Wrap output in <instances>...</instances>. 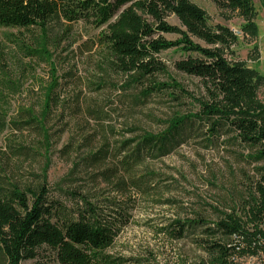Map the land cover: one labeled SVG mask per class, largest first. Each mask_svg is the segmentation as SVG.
Instances as JSON below:
<instances>
[{
	"label": "rangeland",
	"instance_id": "rangeland-1",
	"mask_svg": "<svg viewBox=\"0 0 264 264\" xmlns=\"http://www.w3.org/2000/svg\"><path fill=\"white\" fill-rule=\"evenodd\" d=\"M190 2L205 12L210 27H226L236 37L237 42L226 53V60L243 63L264 77V2L252 0L256 36L243 33V21L237 14L218 9L211 0ZM140 16L146 24L156 25L149 15ZM162 21L181 29L171 13ZM45 30L55 70L53 77L50 66L28 56L29 51L36 49L40 29H0V81L2 84L10 81L16 86L14 93L0 87V95L7 103L8 119L12 120L19 108L39 112L42 102L39 84L47 85L57 77L60 85L53 93L52 117L46 124L52 135L49 154L44 156L38 151L39 137L30 132H15L8 126L0 135V187L8 189L15 184L21 189L32 188L46 170L47 186L53 199L75 207V201L58 196L57 189H63L87 197L106 218L121 213L123 221L106 254L124 259L127 264L203 262L206 255L199 243L204 239L201 229L180 240L160 230L168 226L174 228L175 221L198 218L205 223H215L218 212H227L236 203L241 206L249 179L253 177L247 160L240 158L246 155L241 149L223 146L222 139L207 142L206 129L199 121H194L180 132L181 139L168 154L156 156L153 153L135 168L136 177L152 180V188L146 194L129 189L122 191L117 188L116 180L110 183L96 180L97 171L80 163L82 155L89 151L106 146L117 148L122 142L144 134L159 135L174 117L200 112L199 103L205 101L201 83L173 68V63L181 57L180 52L168 50L156 57L167 68L169 78L158 75L154 82L170 87L143 99L141 87L125 88L127 76L109 62L112 59L99 45L98 37L103 28L96 29L84 22L68 24L54 20L46 24ZM158 37L167 41L179 39L169 34H157L152 39ZM173 84L178 88L172 87ZM257 96L264 104V85ZM65 146L71 151L68 156L61 154ZM18 147L26 149L13 156L12 151ZM115 165L111 160L103 168ZM73 167L75 171L70 175ZM118 176L125 175L119 172ZM23 264L56 263L52 255L42 249L37 258Z\"/></svg>",
	"mask_w": 264,
	"mask_h": 264
},
{
	"label": "trees",
	"instance_id": "trees-1",
	"mask_svg": "<svg viewBox=\"0 0 264 264\" xmlns=\"http://www.w3.org/2000/svg\"><path fill=\"white\" fill-rule=\"evenodd\" d=\"M211 1L218 9L237 14L243 21V33L257 35L252 0ZM170 13L176 16L181 29L162 21ZM140 14L149 15L156 25L146 24ZM54 20L103 28L99 45L115 61L109 62L127 76L125 88L141 87L143 99L170 87L154 82V78L158 75L169 78L167 68L156 57L173 49L181 55L173 63L174 70L199 80L205 92L198 114L174 117L159 135L144 134L122 142L117 148L106 146L89 151L79 157L80 163L97 171L96 180L105 183L116 180L122 191L146 194L152 188V180L136 177L135 168L153 153L168 154L181 139L180 132L199 121L206 129L207 142L222 139L223 146L239 148L246 154L240 158L247 160L253 177L241 206L236 203L227 212H216L219 218L215 223H205L202 218L175 221L174 228L168 226L160 232L180 240L201 229L204 239L199 243L206 259L200 264H236L237 256L264 252V104L257 96L264 77L243 63L226 60V53L237 42L233 33L223 26L210 27L205 12L190 0H0V29H40L36 49L29 51L28 56L50 66L52 77L55 70L45 26ZM157 34L177 35L179 39H152ZM59 86L57 77L47 85L39 84L42 99L39 112L19 108L12 120L5 111L6 100L0 95V135L8 126L15 132H30L39 137L38 151L44 156L49 154L52 135L46 124L52 117L53 93ZM171 86L178 88L175 84ZM0 87L16 92L10 81L1 82ZM25 149L18 147L12 154L19 155ZM70 152L65 146L61 154L68 156ZM111 160L116 165L103 168ZM74 171L75 167L69 174ZM119 172L125 176H118ZM45 173L43 170L32 188L21 189L15 184L8 189L0 187V264L32 261L42 249L52 255L56 264H127L126 260L105 253L123 221L121 213L106 218L87 197L57 189L58 196L76 202L75 207H67L50 196Z\"/></svg>",
	"mask_w": 264,
	"mask_h": 264
},
{
	"label": "built area",
	"instance_id": "built-area-1",
	"mask_svg": "<svg viewBox=\"0 0 264 264\" xmlns=\"http://www.w3.org/2000/svg\"><path fill=\"white\" fill-rule=\"evenodd\" d=\"M236 264H264V252L257 255H244L234 258Z\"/></svg>",
	"mask_w": 264,
	"mask_h": 264
}]
</instances>
